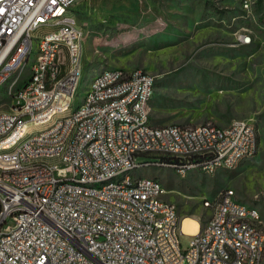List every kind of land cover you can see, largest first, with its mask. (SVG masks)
<instances>
[{
    "label": "built area",
    "instance_id": "obj_1",
    "mask_svg": "<svg viewBox=\"0 0 264 264\" xmlns=\"http://www.w3.org/2000/svg\"><path fill=\"white\" fill-rule=\"evenodd\" d=\"M79 0H0V83L14 90L10 108L0 110V264H190L195 249H205L204 264H236L240 256L237 241L258 244L263 232L250 233L255 221L242 210L239 201L229 199L230 189L220 193L217 218L203 226V234L178 231L186 214L169 200L154 199V188L141 190L109 185L97 191H81L68 184L55 185L57 175L91 179L101 173H117L137 162L152 166L178 167L189 164L214 167L233 165L239 153L256 154L259 130L246 120H232L231 130L223 126L195 125L194 132H185L175 124L156 126L151 123L145 97L155 93L156 76L142 68H130V82L115 86V75L123 68L113 67L103 82H96L90 101H86L71 123L83 121V131L74 132L70 141L58 142L60 133L50 132L40 142H32V133L42 125H50L51 116L67 107L72 90L82 75V42L80 34L67 35L66 25H77L75 6ZM65 15L60 32L45 33V66H37L29 53L30 28L39 20ZM64 43H72L71 75L55 82L62 72ZM12 51H22V58H12ZM17 59L16 68H8V60ZM37 67V74H30ZM29 69L30 87L16 92L9 87L12 76ZM125 91L117 103L95 106L96 97ZM143 95V103L131 104V95ZM98 134V145L91 149L92 162H85L83 147L88 136ZM17 139H26V146H17ZM215 143L221 156L206 153V145ZM154 146L180 147L186 157L154 156ZM46 147L49 153L65 147L59 164L35 162V169L20 170L22 161H29L32 148ZM187 147L203 148V155L188 156ZM131 180V179H129ZM141 180V179H140ZM125 199L134 200V208L125 207ZM213 201V200H212ZM19 207H28L27 215H18ZM131 211L139 218H153L154 226H133ZM247 217V224H240ZM182 236H189V245H181Z\"/></svg>",
    "mask_w": 264,
    "mask_h": 264
},
{
    "label": "rangeland",
    "instance_id": "obj_2",
    "mask_svg": "<svg viewBox=\"0 0 264 264\" xmlns=\"http://www.w3.org/2000/svg\"><path fill=\"white\" fill-rule=\"evenodd\" d=\"M75 10L82 31V75L72 102L50 123L83 102L100 71L151 72L156 76L153 125L225 126L246 120L259 130V150L235 168L214 173L193 169L181 177L174 168L149 165L133 174L160 180L165 198L203 224L213 213L204 202L215 201L226 189L258 207L264 221V0H79ZM51 30L43 27L34 37ZM73 55L64 45L59 80L70 74ZM28 75L29 69L19 78L16 72L7 86L19 87ZM11 91L0 85V110L10 108ZM189 238L182 236L184 248Z\"/></svg>",
    "mask_w": 264,
    "mask_h": 264
},
{
    "label": "bare ground",
    "instance_id": "obj_3",
    "mask_svg": "<svg viewBox=\"0 0 264 264\" xmlns=\"http://www.w3.org/2000/svg\"><path fill=\"white\" fill-rule=\"evenodd\" d=\"M65 22V15H56L55 18H51L50 20H39L30 28L29 34V53H34L35 56L32 58L33 62H37V66H45V42L44 36L45 33H56L60 32L61 24ZM60 26V27H59ZM43 27L53 28L51 32H44L39 36L34 37V32L38 31ZM59 27V28H57ZM66 34L67 35H78L82 34L80 28L78 26L66 25ZM36 40V46H35ZM64 45L68 46L71 54L73 55L74 47L72 43H64ZM12 58H22V51H12ZM17 59L8 60V68H16ZM110 72V68L104 69L96 74L91 84L85 94L83 102L76 107L70 114L64 116L61 120L55 118L50 125H46L37 131L32 133V142H40L44 138H47L52 133H60L58 135V142H66L70 141L71 137L74 136V132L83 131V121H75L71 123V128H65L61 130V126L64 124H68L73 121V117L78 115V109H81L86 101L91 100V96L94 93V88L96 86V82H103L105 74ZM30 74H37V67H30ZM61 74V72H60ZM60 74L55 75V82H62L60 79ZM71 75V72L68 76ZM66 76L64 79H68ZM131 70L122 69L115 75V86H123L124 84L130 82ZM26 80L16 88V92H25L27 88L30 87V78H25ZM23 81V80H22ZM2 85V83H0ZM74 88L72 90V93ZM155 93L148 94L145 97V106H149L151 100L153 99ZM11 96L14 97V90L11 91ZM122 98H125V91H117V93H112L110 96L105 97H96L95 106H104L107 103H117L122 101ZM72 102V99L67 102L69 105ZM143 103V95L141 94H132L131 95V104H139ZM61 108V110H63ZM60 110V111H61ZM148 115H150V111L148 108ZM182 131L185 132H194L195 125H179ZM208 127H216L217 125L206 123ZM223 130H231V123L223 126ZM98 145V134H91L88 136V139L84 143L83 147V158L85 162H92V152L91 149ZM17 146H26V139L19 141L17 139ZM206 153L213 156H221V148L219 146H215V143H208L206 145ZM60 154H65V147H57V151H52L49 153V149L46 147H38L32 148L31 151L28 152L29 161H22L20 163V170H30L35 169V162L37 161H45L47 158L51 164H59ZM187 155L188 156H197L203 155V148L201 147H187ZM254 153L242 152L236 156L233 165H214V167H204V165L197 164H189L185 169H180L178 167H171L176 170V172L181 176L185 177L189 171L193 169L201 170L202 172L214 173L220 168H235L240 161L247 157L253 156ZM154 156L161 158H170L173 157H186V150L181 149L180 147H172V148H163V146H154ZM149 166L145 164V162H137L135 165L129 168H123L119 170L117 173H101L99 176H94L91 179H79V176H68V175H57L55 177V185H64L68 184L71 186H76L81 189V191H97L98 189H102V187H109V185H123L126 183V189H134L141 190L143 188V181H145V185H155L162 184L160 180L157 178L134 175L133 171L137 168ZM131 179V180H129ZM141 179V180H140ZM162 187L163 184H162ZM166 189L165 188H154V199L158 200H167L165 198ZM229 199L232 201H239L237 194L234 189H230L229 191ZM206 207H212L213 213L211 218H217V210L216 208H220V198H217L215 201L206 200L204 202ZM125 207L134 208V200L133 199H125ZM240 207L242 210H246V215L253 218L255 221L252 225H250V233H261L264 231L263 224L264 221L262 219L261 212L258 207L244 203L240 201ZM28 207H19L18 215H27ZM198 217L193 215H186L182 221L178 224V231H184L187 234H203L205 233V226L199 222ZM131 219L133 221V226H141L148 227L154 226L153 218H139L138 211H131ZM240 224H247V217H240ZM5 241V233H0V244H3ZM181 245L182 238H181ZM189 245V243H188ZM237 248H240V256L236 257V264H264V232L263 237H261L258 244L252 243H244V241H237ZM206 259V251L205 249H195L194 261H190V264H204Z\"/></svg>",
    "mask_w": 264,
    "mask_h": 264
},
{
    "label": "crops",
    "instance_id": "obj_4",
    "mask_svg": "<svg viewBox=\"0 0 264 264\" xmlns=\"http://www.w3.org/2000/svg\"><path fill=\"white\" fill-rule=\"evenodd\" d=\"M152 101V100H151ZM151 103V102H150ZM150 106V105H149ZM149 111H150V108H149ZM150 116H151V114H150Z\"/></svg>",
    "mask_w": 264,
    "mask_h": 264
},
{
    "label": "trees",
    "instance_id": "obj_5",
    "mask_svg": "<svg viewBox=\"0 0 264 264\" xmlns=\"http://www.w3.org/2000/svg\"><path fill=\"white\" fill-rule=\"evenodd\" d=\"M22 83H23V82H22ZM22 83H21V84H22Z\"/></svg>",
    "mask_w": 264,
    "mask_h": 264
}]
</instances>
